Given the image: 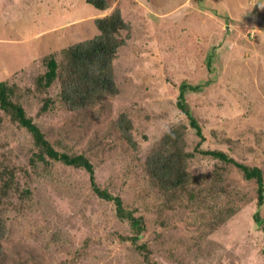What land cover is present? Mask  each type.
Instances as JSON below:
<instances>
[{
  "label": "rangeland",
  "instance_id": "obj_1",
  "mask_svg": "<svg viewBox=\"0 0 264 264\" xmlns=\"http://www.w3.org/2000/svg\"><path fill=\"white\" fill-rule=\"evenodd\" d=\"M0 0V80L17 84L36 123L63 148L83 152L96 182L141 215L149 258L161 264H264V229L254 220L256 183L232 163L196 151L195 182L160 193L144 161L170 128L182 125L187 150L200 137L177 104L179 85L201 126L200 148L258 165L264 177V0ZM119 6L130 36L113 60L118 92L88 114L61 106L59 83L38 88L42 57L98 33L94 18ZM46 98L50 106L41 111ZM125 112L135 147L114 126ZM59 149L61 146L56 145ZM25 127L0 109V177L12 174L4 201L9 224L1 264H144L126 219L92 188L87 170L46 157ZM33 159V160H32ZM227 214V215H226ZM264 219V202L260 208Z\"/></svg>",
  "mask_w": 264,
  "mask_h": 264
},
{
  "label": "trees",
  "instance_id": "obj_2",
  "mask_svg": "<svg viewBox=\"0 0 264 264\" xmlns=\"http://www.w3.org/2000/svg\"><path fill=\"white\" fill-rule=\"evenodd\" d=\"M100 10L108 9V0H85ZM94 24L98 33L91 37L75 41L65 46L61 58L57 59L53 52L42 57L45 71L35 77L38 88L50 86L54 81L59 83V101L62 107L76 114H88L95 104L102 101L106 95L118 92L114 80L113 60L118 54V48L124 45L130 36V22H128L119 6H114L108 13L96 16ZM199 85L182 82L179 85L177 104L186 113L190 126L200 137L194 150L186 149L182 125L168 129L160 138L158 144L152 148L144 161L145 173L149 182L161 193L168 194L175 191L182 193L194 182V176L188 169V160L196 151L210 155L226 163L236 166L246 179H253L256 183L257 208L254 211V220L264 229V219L260 215V208L264 202V177L258 165H250L236 160L223 150L200 148L203 134L200 124L185 102L187 89L195 90ZM200 87V86H199ZM19 87L6 79L0 80V109L9 118L25 127L31 134L36 147L34 156L46 161V157L61 161L74 167L88 171L94 191L101 197L110 200L115 205L116 214L129 223L131 234L121 236V239H130L142 254L144 264H161L149 258V249L145 243L138 244L137 240L145 229V222L141 215H135L132 210L124 206L120 195L112 194L96 182L94 165L83 152H71L63 143V136L59 135L55 142L50 141L38 123L27 114L21 101ZM50 98H46L40 110L50 106ZM114 126L120 137L132 148L136 140L132 133V120L125 113H120L114 120ZM56 145L62 147L59 149ZM33 160V159H32ZM12 174L0 177V264L5 257L4 242L9 233V224L4 213V201L8 190L12 187ZM227 215V214H226Z\"/></svg>",
  "mask_w": 264,
  "mask_h": 264
},
{
  "label": "crops",
  "instance_id": "obj_3",
  "mask_svg": "<svg viewBox=\"0 0 264 264\" xmlns=\"http://www.w3.org/2000/svg\"><path fill=\"white\" fill-rule=\"evenodd\" d=\"M106 13H108V12H106V11H105V13H104V14H106Z\"/></svg>",
  "mask_w": 264,
  "mask_h": 264
}]
</instances>
